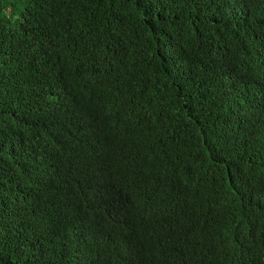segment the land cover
<instances>
[{
	"label": "trees",
	"instance_id": "obj_1",
	"mask_svg": "<svg viewBox=\"0 0 264 264\" xmlns=\"http://www.w3.org/2000/svg\"><path fill=\"white\" fill-rule=\"evenodd\" d=\"M0 264H264V0H0Z\"/></svg>",
	"mask_w": 264,
	"mask_h": 264
}]
</instances>
